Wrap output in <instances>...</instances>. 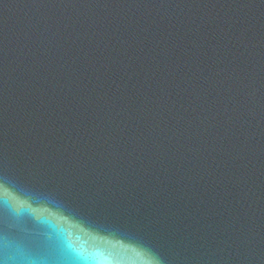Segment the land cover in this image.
I'll return each instance as SVG.
<instances>
[{"label": "water", "instance_id": "water-1", "mask_svg": "<svg viewBox=\"0 0 264 264\" xmlns=\"http://www.w3.org/2000/svg\"><path fill=\"white\" fill-rule=\"evenodd\" d=\"M0 183V264H264V0H0Z\"/></svg>", "mask_w": 264, "mask_h": 264}, {"label": "clouds", "instance_id": "clouds-1", "mask_svg": "<svg viewBox=\"0 0 264 264\" xmlns=\"http://www.w3.org/2000/svg\"><path fill=\"white\" fill-rule=\"evenodd\" d=\"M3 204H4V206L6 207V208H8V209H10L13 213H14V215H19V214H21V213H23V212H25L26 210H24V209H20V210H17V209H15L8 201H3Z\"/></svg>", "mask_w": 264, "mask_h": 264}, {"label": "snow or ice", "instance_id": "snow-or-ice-1", "mask_svg": "<svg viewBox=\"0 0 264 264\" xmlns=\"http://www.w3.org/2000/svg\"><path fill=\"white\" fill-rule=\"evenodd\" d=\"M9 187H11V186H9ZM0 193H3V184L2 183H0ZM3 197L2 196H0V199H2ZM9 202V201H8ZM10 203V202H9ZM11 204V203H10ZM21 209H24V208H21ZM24 210H26V209H24ZM27 211V210H26Z\"/></svg>", "mask_w": 264, "mask_h": 264}]
</instances>
